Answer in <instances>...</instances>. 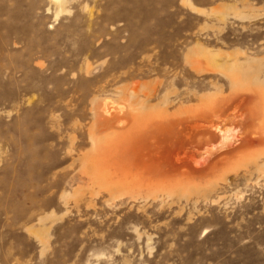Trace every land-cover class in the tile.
Here are the masks:
<instances>
[{
    "label": "rangeland",
    "instance_id": "rangeland-1",
    "mask_svg": "<svg viewBox=\"0 0 264 264\" xmlns=\"http://www.w3.org/2000/svg\"><path fill=\"white\" fill-rule=\"evenodd\" d=\"M0 264H264V0H0Z\"/></svg>",
    "mask_w": 264,
    "mask_h": 264
},
{
    "label": "bare ground",
    "instance_id": "bare-ground-1",
    "mask_svg": "<svg viewBox=\"0 0 264 264\" xmlns=\"http://www.w3.org/2000/svg\"><path fill=\"white\" fill-rule=\"evenodd\" d=\"M234 82L237 84L238 80L234 79ZM99 109H100L99 111L101 113L100 115L102 116V121L106 120V118L111 115L112 108L107 105V102H105L101 106H99ZM182 125H183L182 120L174 122L171 125V128H170L171 130H169V131H171L169 133V135H170V138H173V142L176 144L178 142L182 144L183 142L187 141V144H183L184 146H182V147H188L189 145L194 143V140H192L191 138H186L182 135V132H181ZM177 149H179V148H176L175 150H177ZM93 161H94L93 159H92V161L90 160V164H92V170L90 172L94 173L95 174L94 177L96 178L103 172L101 171L100 166L97 167V165H98L97 163H95L93 165ZM96 161L99 162L100 160L96 159ZM89 179L91 180L92 178H89Z\"/></svg>",
    "mask_w": 264,
    "mask_h": 264
}]
</instances>
